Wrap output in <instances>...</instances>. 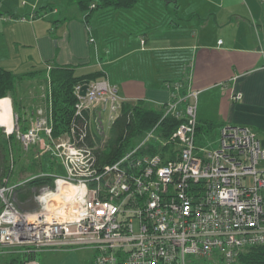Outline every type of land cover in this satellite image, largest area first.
I'll list each match as a JSON object with an SVG mask.
<instances>
[{"label":"built area","instance_id":"2783aa9c","mask_svg":"<svg viewBox=\"0 0 264 264\" xmlns=\"http://www.w3.org/2000/svg\"><path fill=\"white\" fill-rule=\"evenodd\" d=\"M82 84L74 86L75 114L87 112L82 126L53 138L47 114L20 133L28 144L42 132L65 175L37 189L33 210L4 199L0 253L92 249L94 264H234L245 249L264 246V145L254 130L223 124L217 147L198 146L199 91L181 94L180 82H167L170 97L160 108L162 117L181 120L177 127L162 137L156 125L101 163L108 130L129 99L107 78L88 80L84 95Z\"/></svg>","mask_w":264,"mask_h":264},{"label":"crops","instance_id":"0c3cea01","mask_svg":"<svg viewBox=\"0 0 264 264\" xmlns=\"http://www.w3.org/2000/svg\"><path fill=\"white\" fill-rule=\"evenodd\" d=\"M12 1L0 0V8L5 4L3 11L11 17L9 20L0 19V66L16 74L37 72L40 66L45 68V84L41 93L35 95L37 99L39 96L40 100H44L43 106H48L47 113V79L50 67L69 65L75 67L79 74L99 69L104 74L102 78L113 83V78L103 66L108 67L129 53L145 51L151 56L152 62L157 60L166 69L149 77V83L132 78V75L127 81L121 82L119 86L130 101L142 100L147 105L160 106L170 97L166 83L178 73L179 79L174 82L180 80L184 87L198 89V97L203 95L205 99L199 116L200 122L217 121L219 128L223 124L245 125L254 130L264 142V0H202L201 6H191L184 17L179 14L178 0L168 5L169 13L166 15L163 12L165 16L162 17H157L162 12L161 5L153 6V22H150L147 30L144 28V31L135 36V39L138 37L139 44L118 54L106 50L103 59H100L94 31L93 34L91 32L94 42L90 43L87 39L81 10L68 12L75 3L67 4L65 0H35L31 5L32 12L27 13L26 17L23 13L28 9L21 8L17 2L16 7L12 8ZM38 5H41L40 14L36 11ZM169 6L172 8L171 13ZM20 17H25L26 20H21ZM191 19L195 20V25L199 28L194 34L197 37L191 36L189 39L185 29H182L184 24L180 23H190L191 26ZM201 23L205 25L203 28L200 27ZM213 26L222 29L221 38H215L208 31ZM7 32L13 33V36L7 37ZM174 61V65L178 66L172 73ZM15 62L28 67H11ZM230 90L240 91L241 99H230ZM208 103L210 113L206 111ZM196 117L198 122L197 108ZM34 208L35 206L22 209ZM39 253L41 257L38 259ZM17 254L0 253V256L20 257ZM22 255L23 262L27 259L36 260L38 264H87L93 257V252L89 249L41 250Z\"/></svg>","mask_w":264,"mask_h":264},{"label":"rangeland","instance_id":"374dc122","mask_svg":"<svg viewBox=\"0 0 264 264\" xmlns=\"http://www.w3.org/2000/svg\"><path fill=\"white\" fill-rule=\"evenodd\" d=\"M12 2H14L12 3V8L16 7L15 3L17 2L21 8L28 9L25 13H23L26 17H28L27 13L32 12L31 5L35 2V0H13ZM178 3L180 8L179 14H181V17L188 14L191 6H201L203 4L202 0H178ZM158 5H161V0H148L144 3L138 4L133 10H114L113 13L103 16L100 15L99 11L94 13L90 18V24L96 37V45L99 47L101 55L100 59L104 58L106 50H111L112 53L118 54L119 52H125L133 46H137L139 41L138 37L135 39V36H138V34L144 31V28L147 30L150 22H153V6L156 7ZM5 6L6 5L3 4L2 8H0V14L7 15L3 11ZM40 6L41 5H38L36 8L38 14L41 12ZM171 6H169L170 13L172 12ZM71 9L72 10L69 9L68 12H79L77 5L71 6ZM161 10H163L162 5ZM162 16H165L163 11L161 14L157 15V17ZM191 20V26L190 23H180L182 25L184 24L182 29H185V33L189 39L191 36L197 37L195 36V32L199 28V26L195 25V20ZM204 26L205 25H203V23L200 24V27L203 28ZM208 31L213 33L215 38H219L223 33L222 29L216 26L210 27ZM10 36H13V33L9 34L7 32V37ZM188 42H190V40H188ZM23 50H25V48ZM188 53L189 50H187V54ZM146 54L147 52L145 51L141 53H129L128 56L122 57L121 59L115 61L112 65H108V67L103 66L104 68H107V73L111 78H113V84L116 82V85H114L117 87L118 93L121 97L127 98V95L124 94L119 84L130 79L129 77L131 75L133 76L132 78L144 80V82L149 83V77H153L157 75L159 71L166 69L163 67V64L157 60L152 62L151 56ZM166 60L169 61V58ZM150 61L152 63L151 65ZM174 64L175 61L172 63V73L178 66ZM10 66L17 69H24L25 67H28L23 65V63L18 64V62L12 63ZM38 68L39 72H36L34 76H25L21 82L18 83L14 95L9 93L6 96L0 97V100L8 98L10 109V114L6 123L0 122V149L1 152L3 149L2 156L5 158L6 167L5 175L3 170L2 173L0 171V210L4 199H12L15 205L20 209L25 207H37V203L33 198V195L37 193V189L40 188V186L45 187L51 184L45 182L30 185L27 181L32 180L36 177L35 175H41L40 177H50L51 179V175H65L63 166L53 155V146L51 145V141L46 138L42 132L39 133L40 138L36 139L32 143L26 144L22 142L20 138V133H23L31 126H35L34 121L37 117L47 116V114H50V107L47 113L48 106H43L44 100H40L39 96L37 99L36 96L41 93V88H43L45 84V68L42 66ZM188 72L189 68L187 70V73ZM18 74L21 75L23 73L20 72ZM174 75L175 78L172 80L179 79L178 73H175ZM182 77L183 76L181 75V78ZM204 100L203 95L199 96L196 100L198 123L200 126L196 134V144L201 147L215 148L218 146L220 138L219 123H217V121H211V126H209L204 122H200L199 116L201 114L200 112L202 111V107L205 105ZM207 107H210L209 103L208 106H206V111L209 112ZM100 157H102V155H100ZM36 164L38 165L37 170L35 167L33 168ZM31 199H33V202H31ZM27 204L30 205L27 206ZM40 257L39 253L37 258L39 259ZM22 262L23 257L0 256V264H22ZM87 264H90V262H87ZM198 264L202 263L198 262Z\"/></svg>","mask_w":264,"mask_h":264},{"label":"trees","instance_id":"16d2710c","mask_svg":"<svg viewBox=\"0 0 264 264\" xmlns=\"http://www.w3.org/2000/svg\"><path fill=\"white\" fill-rule=\"evenodd\" d=\"M65 1L67 4H71L73 2L78 6L79 10H81L83 13L82 18L85 27H89L93 34L92 26L89 24V21L94 13L99 11L100 15L103 16L113 13L114 10H133L138 4L144 3L148 0ZM174 2V0H161V5L163 6L162 11L165 12L166 15L169 13L167 9L168 5ZM91 4L94 6L92 7ZM44 6L48 7L49 5ZM37 72H39V70ZM34 73L36 72L30 71L18 75L0 66V97L6 96L9 93L14 95L18 83H20L25 76H31ZM103 76V72L99 69L79 74L75 71V67L69 65L50 67L47 81L49 86L48 98L50 107V123L52 126V135L54 137H58L59 135L65 133L68 129H70L72 124L75 126L78 124V127L79 125L82 126L83 121L87 119V112L77 115L75 114V103L77 100V97L74 93L75 84L83 80H93L102 78ZM168 81L169 83H172L175 80ZM178 81L181 83L180 80ZM180 93H185L184 86H182L180 89ZM180 122L181 120L176 119L171 115L162 117L160 106H150L145 104L142 100L125 101L122 103L114 123L108 130L109 143L107 148L102 152V157L98 155L99 161L101 163L112 162L119 155H121V152L128 145L139 139L144 134V132L156 125L159 135L165 137L168 136L169 133H171V131H173V129H175ZM210 122L211 121H207L206 124L211 126ZM197 129H199V126ZM86 139L90 140L88 136ZM150 151L153 152L155 149L151 148ZM161 153L163 154V152ZM2 154L3 149L2 152L0 149V170H3L5 175V158L2 156ZM36 165L33 166V168L35 167L37 170L38 165ZM35 176L36 177H34L32 180L27 181V183L30 185L45 182H48L49 184L52 183V179L50 177H40L41 175ZM89 250L93 252V257L90 260V264H94L93 260L95 252L92 249ZM22 254L28 253L21 252L17 255L24 257ZM234 264H264V246H255L245 249L238 255Z\"/></svg>","mask_w":264,"mask_h":264},{"label":"bare ground","instance_id":"6f19581e","mask_svg":"<svg viewBox=\"0 0 264 264\" xmlns=\"http://www.w3.org/2000/svg\"><path fill=\"white\" fill-rule=\"evenodd\" d=\"M10 109H9V100L8 98L0 100V122L6 123L8 120L9 114H10ZM4 113V114H3Z\"/></svg>","mask_w":264,"mask_h":264},{"label":"water","instance_id":"95a60500","mask_svg":"<svg viewBox=\"0 0 264 264\" xmlns=\"http://www.w3.org/2000/svg\"><path fill=\"white\" fill-rule=\"evenodd\" d=\"M87 84H88V80H84V83L82 84V86L80 88V92H79L81 95L85 94V91L87 89Z\"/></svg>","mask_w":264,"mask_h":264}]
</instances>
